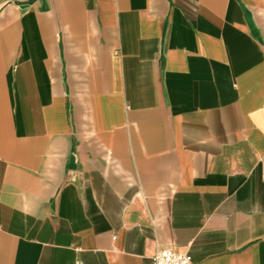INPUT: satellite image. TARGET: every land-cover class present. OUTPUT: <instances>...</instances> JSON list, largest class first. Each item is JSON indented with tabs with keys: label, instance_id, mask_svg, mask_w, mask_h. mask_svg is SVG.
Here are the masks:
<instances>
[{
	"label": "crops",
	"instance_id": "0c3cea01",
	"mask_svg": "<svg viewBox=\"0 0 264 264\" xmlns=\"http://www.w3.org/2000/svg\"><path fill=\"white\" fill-rule=\"evenodd\" d=\"M264 264V0H0V264Z\"/></svg>",
	"mask_w": 264,
	"mask_h": 264
},
{
	"label": "built area",
	"instance_id": "2783aa9c",
	"mask_svg": "<svg viewBox=\"0 0 264 264\" xmlns=\"http://www.w3.org/2000/svg\"><path fill=\"white\" fill-rule=\"evenodd\" d=\"M153 264H192V258L187 251L168 248L156 253Z\"/></svg>",
	"mask_w": 264,
	"mask_h": 264
}]
</instances>
